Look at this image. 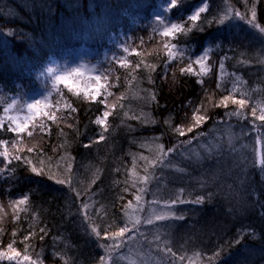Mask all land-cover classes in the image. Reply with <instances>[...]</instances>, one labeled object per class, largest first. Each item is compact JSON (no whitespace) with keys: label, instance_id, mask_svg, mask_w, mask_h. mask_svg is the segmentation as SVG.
Instances as JSON below:
<instances>
[{"label":"trees","instance_id":"1","mask_svg":"<svg viewBox=\"0 0 264 264\" xmlns=\"http://www.w3.org/2000/svg\"><path fill=\"white\" fill-rule=\"evenodd\" d=\"M170 3L0 0V251L14 241L35 264H247L264 248V171L249 156L264 129V0ZM181 22L191 31L160 36ZM165 43L176 45L171 55ZM206 48L202 70L196 55ZM81 54L94 75L75 64ZM189 64L195 74L181 71ZM72 69L79 74L55 79ZM97 76L106 90L93 101L85 94ZM224 95L246 104L217 107ZM19 124L25 132L10 130ZM221 138L225 149L203 152L199 140ZM149 204L173 213L149 224ZM125 226L129 234L113 237ZM251 257L264 264V251Z\"/></svg>","mask_w":264,"mask_h":264},{"label":"snow or ice","instance_id":"2","mask_svg":"<svg viewBox=\"0 0 264 264\" xmlns=\"http://www.w3.org/2000/svg\"><path fill=\"white\" fill-rule=\"evenodd\" d=\"M179 2V0H171V3H170V7L172 8H175L177 6V3ZM206 11V6L204 7H199L192 15H190L188 17V20L189 21H197L198 19H200V15L201 13L205 12ZM252 16H253V20L255 19V16H256V13L253 12L252 13ZM251 22V21H250ZM161 23H163V21H161ZM258 26V25H257ZM191 31L190 28H186L184 26V24L181 22V23H171L170 25H166L162 31L160 32V36L164 37V38H174L176 37L178 34H187V32ZM261 31H264V28H261ZM164 47L165 49H169V55H171V49L172 48H175L176 45L175 44H167L165 43L164 44ZM125 52L128 51L127 48L124 49ZM197 63H201L200 59H197L196 61ZM122 66H127L126 64L122 65ZM137 67H139V65H137ZM203 65H201V69L203 70ZM224 65L223 63L220 64V68H223ZM182 72H185L186 74H195L192 72V65L189 64L187 69H181ZM72 73H77L79 74V69H72V72L69 73L68 75H72ZM59 79H65L64 77H61ZM94 93L92 94H89V93H86V97L87 98H90L91 100L93 101H96L98 99L99 96L103 95V92L106 90V87L104 84L101 83V77L100 76H97L95 77V80H94ZM220 85L217 84V88H219ZM108 95H111V93L109 92ZM153 100H155V96L152 97ZM231 102L233 104H238L241 108H243L246 104V101L244 99H236L234 96L232 95H224L220 101H219V104L216 105L217 107H225L227 108L228 106V103ZM99 103L100 104H105V100H99ZM40 104V101H36L34 104H31L29 105V108H36L37 105ZM109 107L111 108H114L115 105H110ZM73 112L76 111L75 108L72 109ZM45 115H47L49 117V119H54V114H49V113H44ZM113 113L111 111H104L102 116H99L95 119V123L97 125H105L106 122H107V118L112 115ZM235 114V113H234ZM252 115L255 117L256 116V110L253 109L252 110ZM259 120L261 121H264V113H262L261 115H259L257 117ZM206 117L205 116H197L195 117V123L196 124H200V123H203L205 121ZM27 129V125L26 124H19L16 126V128L14 129H10L12 131H16L18 133L20 132H25ZM177 131L179 132L180 135H183V131L180 130V129H177ZM189 131H191V128H189ZM28 135L31 136L32 133L31 132H28ZM101 139H103V136H101ZM87 147V145H86ZM160 148L161 150L164 149V146L163 145H160ZM173 149L169 148L168 151H172ZM29 151H31V149H29ZM6 155V153H5ZM16 159H19V157H16ZM262 165H264V160L261 161ZM33 172H36L37 169L36 168H33L32 169ZM145 171L147 172V169H145ZM261 171H264V167L261 168ZM143 180L147 181L148 180V176H145L143 177ZM59 183H63L64 181H58ZM141 191L143 192L144 189H141ZM28 196L24 195L22 196L21 198L19 199H15V200H12L10 202V207L13 208V211L14 212H18V211H23V208H21L22 205H25L27 202H28ZM137 200H140L141 197L137 196L136 197ZM204 202V198L203 197H198L196 200L193 201V203H196V204H202ZM85 207H87V205H85ZM14 218H18V216H14ZM179 219H183L184 217L183 216H180L178 217ZM156 219L158 220H164L166 219L165 216L163 215H160V216H157ZM138 222V221H137ZM147 223L151 224L152 223V220L149 219L147 221ZM46 231V229H41V232H44ZM97 236L100 235L99 232L96 231L95 228H93L92 230ZM129 231V229L127 228V226L125 227H122L119 229V232L117 233H113V237H124L125 233ZM13 235H15V233H13ZM41 239H43V237L41 236L40 237ZM25 240L28 239V236H25L24 237ZM14 244V241L13 242H9L6 247H7V251H0V261L2 260H8V261H16V264H23V262H29V264H35V262L31 261V257L27 254H24L22 256V253L20 251H17L16 248L13 246ZM101 247H104V245H101ZM21 256H22V260H21ZM100 261H101V264H103L104 262V257H101L100 258Z\"/></svg>","mask_w":264,"mask_h":264},{"label":"rangeland","instance_id":"3","mask_svg":"<svg viewBox=\"0 0 264 264\" xmlns=\"http://www.w3.org/2000/svg\"><path fill=\"white\" fill-rule=\"evenodd\" d=\"M206 6V2H199L194 9V12L199 8V7H204ZM208 49H204L203 51H201L200 53H198V55H196V61L197 59H200L201 63H198V65L201 67V65L205 66L206 63V59L208 57ZM75 64L82 69L85 73H87L88 75H94L95 74V68L93 64H87L86 62V58L84 57L83 54H81V56L79 57V59H77V61L75 62ZM61 77H64L65 79H59ZM55 79L57 81H67L68 79V74L66 73H58L55 77ZM219 103V102H218ZM254 130V129H253ZM226 141L224 140V138H221L217 141H212L209 144H206L203 141L199 140V143H201V145H203V152L206 151V146H208L209 148L211 147V149H218L221 148L222 150L226 148V146H223V144ZM196 142V146H197ZM250 144L253 146V152L251 155L253 157V162H257V164H259L260 166L258 167H264V165H262L261 161L264 160V129L260 130L258 132H256V135H254V140L252 141L250 139ZM195 146V147H196ZM192 148H188V150H191ZM186 151V149L184 150V152ZM181 152V151H180ZM194 152V151H193ZM248 162V161H247ZM238 197L240 196L239 193L237 195ZM257 196V193H255L254 197ZM249 201V200H248ZM134 210H132L131 212H133ZM144 212V217L143 219H145V221H148L149 219L154 220L156 219L157 216L163 215V216H168L171 213H173L172 210V206H169V204H149L146 205V207L142 210ZM6 212H1L0 211V219H2L5 216ZM136 213V212H135ZM134 217H136V219H141L140 216V212H138ZM143 227V224H142ZM255 230V228L252 230V228L250 227L249 229H247L245 231V233L251 235L254 239H257L258 241H260L258 239V235L256 233H254L253 231ZM129 234V233H126ZM125 234V236H126ZM260 243V242H259ZM261 249V250H260ZM258 250L257 253H252L253 257L255 258L258 254L263 253L264 248H260ZM251 255V256H252ZM250 256V258L248 259L247 264H261V260L259 263H255L253 258Z\"/></svg>","mask_w":264,"mask_h":264}]
</instances>
